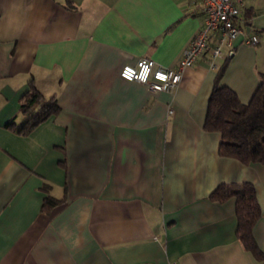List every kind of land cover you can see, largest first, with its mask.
<instances>
[{
    "label": "crops",
    "instance_id": "0c3cea01",
    "mask_svg": "<svg viewBox=\"0 0 264 264\" xmlns=\"http://www.w3.org/2000/svg\"><path fill=\"white\" fill-rule=\"evenodd\" d=\"M242 10L257 43L238 38L215 62L247 103L264 0ZM202 22L188 0H0V264H264L236 237L234 199L208 198L252 183L264 253V164L220 156V133L203 129L208 53L169 92L119 75L140 57L175 67ZM31 83L59 111L22 135L7 123L24 122ZM47 194L63 201L44 209Z\"/></svg>",
    "mask_w": 264,
    "mask_h": 264
},
{
    "label": "trees",
    "instance_id": "16d2710c",
    "mask_svg": "<svg viewBox=\"0 0 264 264\" xmlns=\"http://www.w3.org/2000/svg\"><path fill=\"white\" fill-rule=\"evenodd\" d=\"M249 18L250 16L242 10L243 27L248 26ZM224 71L225 63L217 65L214 85L207 100L203 129L220 133V156L234 158L243 164H264V74L260 75L250 100L242 103L231 88L220 84ZM58 111L56 98L52 96L45 99L31 83L20 101V112L25 116L24 122L15 126L10 120L7 127L19 134H27ZM208 198L216 202L234 199L236 237L256 260L264 261V253L253 235L254 225L261 215L255 186L250 182L235 187L221 183L209 193ZM62 201L63 199H56L47 194L43 199V207L50 210Z\"/></svg>",
    "mask_w": 264,
    "mask_h": 264
},
{
    "label": "built area",
    "instance_id": "2783aa9c",
    "mask_svg": "<svg viewBox=\"0 0 264 264\" xmlns=\"http://www.w3.org/2000/svg\"><path fill=\"white\" fill-rule=\"evenodd\" d=\"M188 2L199 6L203 22L182 51L177 65L164 67L155 65L153 59L140 57L134 64L121 66L119 75L122 79L140 82L151 92H169L178 86L183 70L192 66L205 52L209 55V66L216 68L215 60L222 57L224 48H232L236 39L245 44L257 43V35L242 26L243 0Z\"/></svg>",
    "mask_w": 264,
    "mask_h": 264
}]
</instances>
